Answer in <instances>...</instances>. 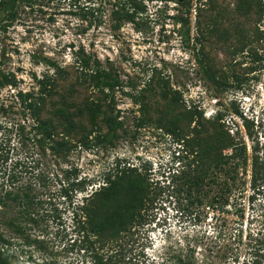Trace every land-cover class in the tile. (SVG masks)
Returning <instances> with one entry per match:
<instances>
[{"label": "rangeland", "instance_id": "obj_1", "mask_svg": "<svg viewBox=\"0 0 264 264\" xmlns=\"http://www.w3.org/2000/svg\"><path fill=\"white\" fill-rule=\"evenodd\" d=\"M113 3L34 0L0 10V73L17 82L0 89V195L9 189L14 163L24 160L15 186L31 182L42 202L37 223L15 203L0 206L5 254L14 264H92L89 242L93 248L104 243L84 234L61 191L81 178L92 179L96 189L120 164L152 184L153 201L101 253L125 264H264V184L252 183L250 165L256 147L264 156V0H141L146 10L134 12L133 22L113 20ZM93 15L99 21L90 24ZM84 55L98 59L120 85L96 88L76 62ZM45 75L56 85L49 86L54 92L40 116L67 143L59 153L31 141L33 120L15 97L20 90L37 93ZM115 120L121 125L110 144L105 140ZM19 126L23 141L18 131L6 132ZM215 127L241 142L248 166L223 198L226 177L219 175L220 184L205 177L200 190L208 194L187 209L190 199L176 177L211 147ZM70 194L75 203L85 195Z\"/></svg>", "mask_w": 264, "mask_h": 264}, {"label": "trees", "instance_id": "obj_2", "mask_svg": "<svg viewBox=\"0 0 264 264\" xmlns=\"http://www.w3.org/2000/svg\"><path fill=\"white\" fill-rule=\"evenodd\" d=\"M34 0H0V10L3 11H16L19 3H26L31 5ZM145 7L141 4V0H114L112 8V18L116 22L121 20L134 21V14L138 11H145ZM91 11H101L100 8H91ZM133 11V12H130ZM135 12V13H134ZM86 20V17H84ZM99 18L94 16L90 19L89 23L97 22ZM188 22L182 20V25H187ZM120 24L114 25L113 29L120 28ZM188 34V33H187ZM186 34V35H187ZM261 39H264V33L260 32ZM196 60L201 63L200 58L197 55ZM82 68V75L88 77L90 82L98 89L104 91L106 89L113 90L120 85L119 79L113 76L109 71L102 67L98 59H92L91 56L77 57V61ZM57 68V71H62L57 65L52 64ZM6 85L16 87L17 82L13 76L11 78L5 74L0 73V89ZM39 89L38 92H23L18 91L16 99L20 103L24 112L27 111L33 120L31 125V131L33 136L31 141L40 149H45L46 146L50 147L55 153L62 151V147L66 146L63 140L59 141L55 138V126L52 122L42 119L40 116V110L45 102L46 96L53 94V89L56 85V80L53 77L45 75L38 80ZM51 86V88H49ZM221 118L217 117L216 121H220ZM121 125L120 122L115 120L110 127V137L103 141L112 143L117 137V130ZM219 126H222L219 124ZM6 129V128H5ZM196 128V131L200 133V129ZM16 133L20 140H24L25 128L19 126L10 127L6 129L7 133ZM200 135V134H199ZM23 138V139H22ZM213 144L207 149V152L202 150L197 153L193 162L187 164L186 170H184L179 176L176 177V184L180 187L190 199L187 209L202 204L201 194L206 196L208 191L202 192L200 187L203 185L205 177H209L214 184H220L217 181L219 175H224L227 179L223 182L220 198L226 196L232 192L234 187L240 184L238 178L239 169L248 166V155L246 148L241 142L236 141L234 137H231L228 132L222 134L215 127V132L211 135ZM189 142V141H188ZM23 143V142H22ZM194 145H192L193 147ZM194 148V147H193ZM225 149H230L231 152L224 153ZM193 150V149H192ZM260 149L256 147L252 151L250 158L251 165V180L252 183L258 182L264 184V156L259 155ZM204 156L207 159V163H204L201 157ZM7 158L2 161L7 162ZM196 162V164H195ZM35 165L37 161L34 162ZM25 165L24 160H17L14 166L9 171V176L6 179L9 189L4 190V193L0 195V206L6 205L7 202L15 203L20 208L22 216H28V221L37 223L38 214L36 207L42 205L40 199L34 194L33 185L31 182H27L23 185L15 186L19 182V174L15 173L18 166ZM192 168V166H194ZM19 172V171H18ZM24 172V171H23ZM19 172V173H23ZM7 176V174H5ZM72 174L68 177H70ZM77 179L78 174H74ZM231 181V182H229ZM94 182L92 179L81 178V180L68 184L67 188L62 189L63 196L70 200L71 205L74 206L72 212V218L77 224L80 225L82 231L87 236L91 234L97 237V242L104 244L108 241L116 240L120 235L129 232L136 224H138L143 218V212L149 208L153 201V187L150 182L145 179L138 169L124 165L123 167L118 164L114 172L107 175L104 179V183L98 188L94 189ZM4 187V184H2ZM4 189V188H3ZM90 190V191H89ZM84 193L82 203H75L71 192ZM218 197H214V201H217ZM51 201V199H50ZM150 203V204H149ZM27 218V217H26ZM9 225L14 227L16 232H23L22 229L15 225V223L9 222ZM89 251L92 259V264H125L122 261L117 260L112 255H106L101 253L104 249V244L99 245L98 248H93L94 243L89 242ZM6 244V240L0 235V264H14L5 254L2 246ZM88 248V249H89ZM178 264H190L183 259H178ZM42 264H55L51 262H43ZM253 264L256 262L253 261Z\"/></svg>", "mask_w": 264, "mask_h": 264}]
</instances>
